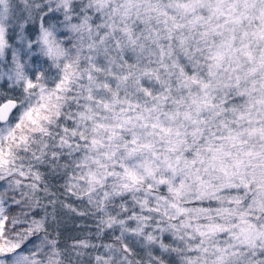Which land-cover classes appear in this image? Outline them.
Masks as SVG:
<instances>
[{"label": "snow or ice", "instance_id": "1", "mask_svg": "<svg viewBox=\"0 0 264 264\" xmlns=\"http://www.w3.org/2000/svg\"><path fill=\"white\" fill-rule=\"evenodd\" d=\"M0 264H264V0H0Z\"/></svg>", "mask_w": 264, "mask_h": 264}]
</instances>
